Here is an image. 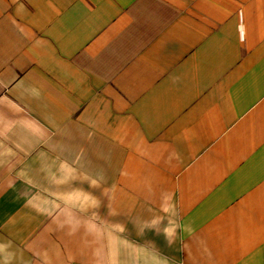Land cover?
<instances>
[{
    "label": "crops",
    "instance_id": "obj_1",
    "mask_svg": "<svg viewBox=\"0 0 264 264\" xmlns=\"http://www.w3.org/2000/svg\"><path fill=\"white\" fill-rule=\"evenodd\" d=\"M0 264H264V0H0Z\"/></svg>",
    "mask_w": 264,
    "mask_h": 264
}]
</instances>
